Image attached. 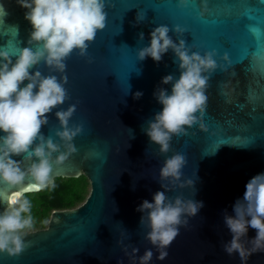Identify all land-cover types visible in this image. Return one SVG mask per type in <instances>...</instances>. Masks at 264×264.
Wrapping results in <instances>:
<instances>
[{"label": "water", "instance_id": "obj_1", "mask_svg": "<svg viewBox=\"0 0 264 264\" xmlns=\"http://www.w3.org/2000/svg\"><path fill=\"white\" fill-rule=\"evenodd\" d=\"M0 3L6 12L0 14V50L15 59L19 50L28 46L31 26L16 0ZM207 3L210 8L214 4L234 5L235 10L227 23H222V13L198 16L200 0H189L185 8L177 6L178 0H106L105 28L97 32L87 56L73 53L65 61V88L70 99L62 107L75 104L69 123L82 125V132L73 140L77 151L62 165H53L52 171L54 179L84 175L90 190L79 205L53 209L46 227L26 233L28 247L15 256L0 253V264H139L138 258L152 247L144 239L146 230L139 223L141 214L136 208L161 190L158 174L165 156L157 145L149 143L142 127L161 109L153 97L161 78L178 76L179 72L171 51L159 63L151 58L140 61L136 53L147 45L150 31L161 24L169 27L174 40L171 29L182 27L181 39L186 45H197L192 47L194 51L216 50L220 67L209 80L210 99L203 119L174 136L166 154H183V178H199L196 185L168 195L196 194L206 206L181 227L164 259H158L156 249H152L150 264H241L238 254L229 256L223 250V242L231 238L223 224V212L227 209L231 214L247 181L264 172V106L248 99L250 83L254 92L260 93L257 74L245 72L249 61L225 69L223 64L225 53L229 57L237 54L233 43L253 44L248 26H257L259 21L246 19L243 13L248 5L239 0ZM137 13L145 17L139 24ZM141 32L143 41L138 38ZM39 69L48 74L43 63ZM136 91L143 93L138 100L133 99ZM58 127L53 113L41 132L57 140ZM248 137L255 139L248 142ZM222 140L229 143L221 145ZM29 192L37 190L27 179L18 188L0 184V210L10 204L14 193ZM248 235L254 236L255 230L249 229ZM133 248L139 251L133 254ZM246 264H264V251L253 252Z\"/></svg>", "mask_w": 264, "mask_h": 264}, {"label": "clouds", "instance_id": "obj_2", "mask_svg": "<svg viewBox=\"0 0 264 264\" xmlns=\"http://www.w3.org/2000/svg\"><path fill=\"white\" fill-rule=\"evenodd\" d=\"M16 4L25 9L24 19L31 30L28 46L21 48L15 59L0 50V184L18 188L27 179L39 191L55 187L53 165H62L77 151L73 140L82 132V125L69 123L76 106L62 107L70 99L65 88V61L73 53L87 56L97 32L105 28L106 0H16ZM188 5L189 0H178V7ZM207 11V0H200L198 16ZM0 14L6 15L2 3ZM144 18L137 13L136 23ZM171 31L175 40L167 25L156 26L149 33L147 45L136 53L140 61L151 58L159 63L171 51L179 72L178 76L168 74L161 78L160 86L153 91L161 109L142 127L149 143L157 145L165 158L158 174L161 190L152 194L151 201L145 199L136 208L141 214L139 223L146 230L144 239L152 246L138 258L139 264H150L153 248L157 258L164 259L181 227L206 206V201L197 199L196 194L168 195L196 185L199 178H183L182 169L186 165L183 154H166L174 136L184 134L203 119L210 99L209 80L220 67V59L216 50L201 54L186 45L181 39L182 27H173ZM138 38L143 41L144 33H139ZM41 63L48 69L47 75L40 71ZM142 95L136 91L133 99ZM53 113L59 125L55 131L57 140L41 132ZM31 212V201L23 193L13 196L10 204L0 210V253L15 256L28 247L25 236L34 224ZM223 224L231 236L223 242V250L229 256L238 254L241 264H246L253 252L264 251V172L247 181L243 196L232 205L231 214L224 210ZM249 229L255 230L254 236L249 237ZM132 251L135 254L139 249Z\"/></svg>", "mask_w": 264, "mask_h": 264}, {"label": "snow or ice", "instance_id": "obj_3", "mask_svg": "<svg viewBox=\"0 0 264 264\" xmlns=\"http://www.w3.org/2000/svg\"><path fill=\"white\" fill-rule=\"evenodd\" d=\"M240 3L248 5L245 9L243 15L249 21L258 20L259 23L257 26H248V31L251 32L254 36V42L249 47L247 45H237L232 44L233 51L237 54H234V57H227L226 63L223 64L224 69L236 64H241L243 61H249L248 67L245 68V72H254L259 77L257 87L260 88V93H256L253 90V86L250 83L248 85V99L252 103H260L264 106V0H239ZM195 7V5H194ZM234 5L221 6L220 4H214L210 8L208 6L209 13L215 11L217 14H223L222 23H227L228 19L231 18L234 12ZM201 17V16H199ZM204 17V15L202 16ZM201 17V18H202ZM189 47H196L197 45L189 44ZM218 47H221L218 45ZM238 107H243V105H238ZM255 138L248 137L247 141L252 142ZM229 143L228 141H220V144ZM19 195V193H14V196Z\"/></svg>", "mask_w": 264, "mask_h": 264}, {"label": "rangeland", "instance_id": "obj_4", "mask_svg": "<svg viewBox=\"0 0 264 264\" xmlns=\"http://www.w3.org/2000/svg\"><path fill=\"white\" fill-rule=\"evenodd\" d=\"M76 181L77 179L75 177H58L54 179V182H55L54 188H46V189L35 192L36 194H34V200L31 201V204H32L31 214L33 216L34 223L36 222L37 219L41 218V217H37L39 211L44 210L49 205L53 204L54 206H56L60 203H63L66 197L72 195L74 193L72 188L74 185L77 184ZM89 190H90V183L88 180L87 194ZM80 203H78L77 205H79ZM49 217L47 218L43 226L37 227V228L33 227L32 230L46 227Z\"/></svg>", "mask_w": 264, "mask_h": 264}, {"label": "trees", "instance_id": "obj_5", "mask_svg": "<svg viewBox=\"0 0 264 264\" xmlns=\"http://www.w3.org/2000/svg\"><path fill=\"white\" fill-rule=\"evenodd\" d=\"M58 178V177H56ZM77 179L76 185L73 186L72 190L74 193L68 197L65 198V201L63 203H60L56 206L49 205L44 210L39 211L37 217H41L40 219H37L36 222L33 224V227H41L45 224L47 218L50 215V212L53 209H63V208H72L76 206L78 203L82 202L87 194V184L88 179L84 175H80L78 177H75ZM33 193V194H32ZM34 194L35 192H29L23 194L26 198H28L30 201L34 200Z\"/></svg>", "mask_w": 264, "mask_h": 264}]
</instances>
